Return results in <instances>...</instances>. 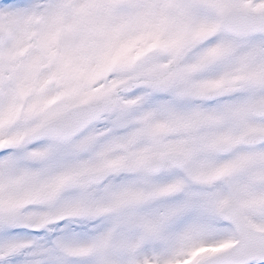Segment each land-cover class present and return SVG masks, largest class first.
<instances>
[{
	"label": "snow or ice",
	"instance_id": "obj_1",
	"mask_svg": "<svg viewBox=\"0 0 264 264\" xmlns=\"http://www.w3.org/2000/svg\"><path fill=\"white\" fill-rule=\"evenodd\" d=\"M0 264H264V0H0Z\"/></svg>",
	"mask_w": 264,
	"mask_h": 264
}]
</instances>
